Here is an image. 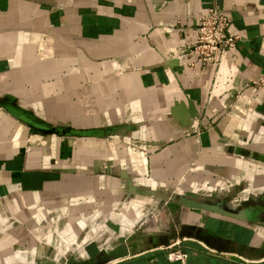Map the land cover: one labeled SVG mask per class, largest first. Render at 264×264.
Returning <instances> with one entry per match:
<instances>
[{
    "label": "crops",
    "instance_id": "0c3cea01",
    "mask_svg": "<svg viewBox=\"0 0 264 264\" xmlns=\"http://www.w3.org/2000/svg\"><path fill=\"white\" fill-rule=\"evenodd\" d=\"M263 68L264 0H0V264H264Z\"/></svg>",
    "mask_w": 264,
    "mask_h": 264
},
{
    "label": "built area",
    "instance_id": "2783aa9c",
    "mask_svg": "<svg viewBox=\"0 0 264 264\" xmlns=\"http://www.w3.org/2000/svg\"><path fill=\"white\" fill-rule=\"evenodd\" d=\"M240 34L232 31L231 20L217 5L208 6L198 17L195 36L170 52L171 56H180L188 50L197 54L202 62H217L229 48L235 45ZM260 85L264 89V68L257 78L246 83L247 87ZM174 242V241H173ZM171 244L168 246L170 247ZM170 260L184 261L185 252L180 249H169Z\"/></svg>",
    "mask_w": 264,
    "mask_h": 264
},
{
    "label": "rangeland",
    "instance_id": "374dc122",
    "mask_svg": "<svg viewBox=\"0 0 264 264\" xmlns=\"http://www.w3.org/2000/svg\"><path fill=\"white\" fill-rule=\"evenodd\" d=\"M44 44L45 45H43V47H39V48H36L35 49V51H34V54H36V55H41L43 52H48L49 51V48L50 47H52V44H51V42L50 43H48V41H46V40H44ZM70 66V65H69ZM68 66V67H69ZM68 67H65V68H63L62 69V71L64 70V71H66V70H68L69 68ZM74 67H78V64H74ZM250 87H260V88H262V86H260V85H257V86H250ZM263 89V88H262ZM242 90L243 89H240L237 93H236V95H239L241 92H242ZM77 144V147H80L79 146V143H76ZM76 144H75V146H76ZM182 179V178H181ZM180 178H179V180H181ZM179 180H176V182H179Z\"/></svg>",
    "mask_w": 264,
    "mask_h": 264
},
{
    "label": "water",
    "instance_id": "95a60500",
    "mask_svg": "<svg viewBox=\"0 0 264 264\" xmlns=\"http://www.w3.org/2000/svg\"><path fill=\"white\" fill-rule=\"evenodd\" d=\"M33 126L38 128V129H40V130H44V131L48 130V128H46V126L40 125V124H37V123L36 124L34 123Z\"/></svg>",
    "mask_w": 264,
    "mask_h": 264
}]
</instances>
